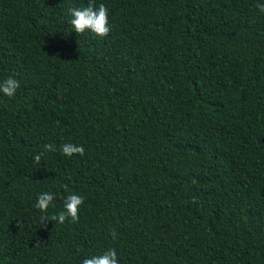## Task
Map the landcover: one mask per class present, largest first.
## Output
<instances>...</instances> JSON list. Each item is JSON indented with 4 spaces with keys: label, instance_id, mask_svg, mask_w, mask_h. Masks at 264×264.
Here are the masks:
<instances>
[{
    "label": "trees",
    "instance_id": "trees-1",
    "mask_svg": "<svg viewBox=\"0 0 264 264\" xmlns=\"http://www.w3.org/2000/svg\"><path fill=\"white\" fill-rule=\"evenodd\" d=\"M88 3L0 0V264H264V0H94L104 37Z\"/></svg>",
    "mask_w": 264,
    "mask_h": 264
},
{
    "label": "clouds",
    "instance_id": "clouds-1",
    "mask_svg": "<svg viewBox=\"0 0 264 264\" xmlns=\"http://www.w3.org/2000/svg\"><path fill=\"white\" fill-rule=\"evenodd\" d=\"M256 7L264 12V3H258ZM68 13L70 15V21L72 28L76 33H84L89 31L96 36L104 37L109 34V10L104 3H100L96 6L94 0H89V3L85 7L72 6L69 7ZM20 87L19 81L13 77H8L2 82H0V92H2L7 97H14L16 90ZM46 151H56L57 148L54 144L44 145ZM59 150L65 156L80 155L85 154V148L83 145L74 143H63L60 145ZM43 153L36 154L34 156L35 163L41 161ZM198 182L193 179L192 184L196 185ZM67 187L66 185L64 186ZM56 194L49 191H43L38 194L37 199L34 203V207L38 209L44 215L40 216V223L43 224L46 221H54L59 224H64L66 220L75 223L79 220L80 206L84 202V197L76 192H68L66 196L63 197V209L56 214H53L50 218L47 215L50 206H54L53 202ZM196 198H193L195 202ZM18 226L21 225L20 221H17ZM113 238H115V232L112 233ZM80 264H119L117 258V252L114 248H108L99 254H93L83 258Z\"/></svg>",
    "mask_w": 264,
    "mask_h": 264
}]
</instances>
